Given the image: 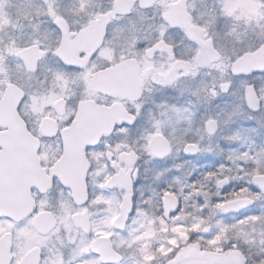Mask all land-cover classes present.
Returning a JSON list of instances; mask_svg holds the SVG:
<instances>
[{
	"label": "flooded vegetation",
	"instance_id": "flooded-vegetation-1",
	"mask_svg": "<svg viewBox=\"0 0 264 264\" xmlns=\"http://www.w3.org/2000/svg\"><path fill=\"white\" fill-rule=\"evenodd\" d=\"M141 1L16 0L12 10L6 5L0 10V54L4 34L11 33L18 45L6 88L13 85L22 91L17 112L37 141L13 143L12 149H24L20 153L25 161L30 155L28 148L31 154L36 148L43 171L38 179L51 184L45 191L31 188L33 206L25 218L0 217V264H168L194 244L209 251L204 237H190L187 244L177 245L189 230L187 225H174L185 208L174 180L176 175L189 174L190 167L225 163L226 99L212 102L213 116L208 118L191 100L179 101L170 88L195 70L204 72L220 63L223 55L216 40L196 21L200 14L192 7L194 0H186L184 8L188 27L201 29L196 40L188 36V28L173 23L183 21L173 18L174 7L183 0H155L149 6ZM4 2L0 0V6ZM51 8L56 14L50 13ZM252 32L264 35V25L254 24ZM220 35L222 45L239 54L231 76L240 83L241 100L233 107L231 122L256 138L264 134V126L244 116L264 112V72L236 75L233 67L244 55L256 53L264 41H252L251 33L236 37L226 29ZM243 40L253 43L245 49ZM203 46L220 57L205 68L199 63ZM225 84L228 92L231 88L230 83H223L222 94H226L222 91ZM249 86L259 97L257 113L246 105ZM51 96L54 99L50 101ZM101 110L107 111L105 117L100 116ZM210 121L218 126L215 134L207 131ZM75 123L80 124L75 133L79 138L84 132L102 133L96 143L84 149L85 161L76 149L65 154L64 136ZM155 127L160 132L150 137ZM7 132L0 128V134ZM155 137L167 143L169 153L165 156L152 153L150 144ZM204 137L219 140L217 159L198 160V140ZM178 145L182 151L173 160ZM188 146L195 148L193 156L186 154ZM11 160L9 169L16 173L17 151ZM171 176L174 179L168 184L165 178ZM82 178L86 192L81 191L75 200L63 182H80ZM168 193L178 199L180 210L167 219L163 201ZM129 196L132 211L120 229L115 223ZM202 221L206 224L204 218ZM157 228L165 236L162 243H154V238L159 240ZM6 235L11 238L3 239Z\"/></svg>",
	"mask_w": 264,
	"mask_h": 264
},
{
	"label": "rangeland",
	"instance_id": "rangeland-1",
	"mask_svg": "<svg viewBox=\"0 0 264 264\" xmlns=\"http://www.w3.org/2000/svg\"><path fill=\"white\" fill-rule=\"evenodd\" d=\"M15 1L16 0H5L4 4L0 6V10L5 5L6 9L12 10L14 8L13 5H16ZM193 5L194 6L192 7L195 8V11L200 14V18L196 21L201 23L213 39L216 40L219 45L218 47L221 48L220 53L223 55L222 60L220 63L212 66L204 72L195 70L191 77L181 79L178 84L170 88V91L173 92L174 96L176 95L179 101L191 100L190 104L192 103L197 106V108H199L198 110H201L202 113H204L203 116H208L209 118L211 115L213 116L212 102L218 99H226L225 101H230L232 105L236 107L238 102L241 100L240 83L236 82V80H234L231 76L232 64L239 54L235 48L232 47L231 49H227L224 45H222L223 43H221L222 38L220 31L226 29L227 31L232 32L235 29V36L241 38H243L246 32H248L249 34L251 33L252 41H258L260 44V42L264 41V35H255L251 28L254 24L264 25V3H262L261 0H194ZM50 13L56 14L53 8H51ZM62 13L63 11L61 9V15ZM235 25L236 28H234ZM6 30L9 31V28ZM9 35H11V33L4 34L5 37L1 40V47L3 48V51H1L2 54H0V96L3 94L4 89L10 82V69L17 56L16 48L18 45H15L13 38ZM243 42H246L244 45L245 49L247 47L249 48L253 43L251 42V44H248V40H243ZM226 82L231 84L230 91L227 95L222 94L220 91L221 85ZM261 90V95L264 100V83H262ZM167 91L168 90L165 89V92ZM53 99V96L49 98L50 101ZM244 119H247V121L261 123L264 126V112L255 116L245 115ZM231 121V115L228 117L226 116L223 125L224 130L229 126ZM156 132H160L159 127H155L151 130L150 137L156 134ZM180 136L184 137L185 135ZM198 143L200 145L198 160H205L206 158L217 159L219 157L220 152L216 149V145L219 143L218 139H208L207 137H204L199 138ZM176 148L177 149H175L171 155L173 160H175V158L181 154L180 151H182L181 146L178 145ZM236 165V162L230 159L220 165H210V167H190L189 174L183 173V179L176 175V179L174 180L176 182V189L184 201L185 208L182 215L176 220L174 225L176 227L181 226V224L184 226L187 225L186 228L189 230V233H187L183 239H180L179 242L176 241L178 246L187 244L190 237L199 239L204 237L205 241H208L210 233L215 231L219 226L223 225V222L220 220V208L225 201H228V198L225 195V190L232 184L235 176L234 168L237 170ZM176 168V171L184 172L181 170L182 167ZM257 174L261 173H255L250 178ZM192 176L195 177L193 180H190ZM221 180L228 181L225 188L218 187V183ZM197 181L199 182V185ZM242 197L246 196H240V198ZM255 200L257 204L259 200ZM203 218L206 224L203 223ZM234 219L237 221V218ZM246 224L247 227L244 226V228L237 225V229L234 231L235 234L224 239L218 247L221 249L222 247L228 245V243L230 244L232 242L231 244L235 245L239 249L231 250H238L242 252L239 247L241 242L239 241L240 238H238V236L240 233H243L242 230H245L246 234L243 235H246L250 240L252 239V241L254 240V245L258 250L264 251V218L257 220L249 219ZM153 227V231H155L157 224ZM157 230L159 233L158 228ZM180 234L181 233H179V235ZM219 234L220 232H218V235ZM157 237H159V240L154 238V243H158L159 241L162 243L161 237L165 238V236H162L160 233ZM213 239H218V236L214 235ZM150 243V240H147V244ZM165 258L166 257L163 256L160 261H165Z\"/></svg>",
	"mask_w": 264,
	"mask_h": 264
},
{
	"label": "water",
	"instance_id": "water-1",
	"mask_svg": "<svg viewBox=\"0 0 264 264\" xmlns=\"http://www.w3.org/2000/svg\"><path fill=\"white\" fill-rule=\"evenodd\" d=\"M155 0H142L141 4L143 6L151 5ZM186 0L181 1L174 7L173 18H182L183 21H174L175 25L184 26L188 28V36L194 39L195 36L198 37L201 29L195 27H188L185 18L187 15L185 13L184 3ZM203 52L199 56V63L205 68L211 62H218L220 57L212 50L203 46ZM25 53L21 54L23 57ZM253 72L262 73L264 72V45L256 51V53H249L238 59L233 67V73L236 75H250ZM229 85L225 84L222 86L223 93L228 92ZM21 97H23L22 91L18 87L10 85L6 89L5 95L0 100V127L7 128L9 131L6 134H0V145L3 151L0 152V216L9 217L14 220H20L25 218L30 209L33 206L31 200L30 190L32 187L38 189H48L50 183L41 182L38 179L40 175L43 174L42 169L39 166V161L36 156L37 150L33 148L32 154L31 149L28 148L30 155L25 157V161L22 160L21 147L17 149H12L13 143H33L37 141L29 135L26 130V125L22 118H20L17 108ZM245 101L249 111L257 113L260 111V101L259 97L253 86H249L245 91ZM107 111L101 110L100 116L105 117ZM80 124L75 123L69 133L64 136L65 143V154L73 152L75 149L80 151L82 156L84 149L88 145H93L102 135V133L96 135L93 133H82L80 138L75 133ZM84 126V125H82ZM207 131L209 134H215L218 130V126L214 121L207 122ZM76 144L74 147L73 145ZM150 149L156 156H165L169 153V147L162 137H155L150 144ZM17 151V172H11L10 167L13 164L11 160L12 153ZM186 154L193 156L196 150L193 146L186 147ZM85 156L82 157L84 159ZM67 156L65 157V159ZM228 181L221 180L218 183L219 188H225ZM63 185L69 188L73 193V198L78 200L80 198L81 191L86 192L85 179L82 181H64ZM113 185V184H111ZM46 187V188H44ZM252 187L255 191L264 195V175H256L252 178ZM131 189V185L127 187V190ZM130 200V203L129 201ZM255 202L252 199L241 198L226 202L221 207V213L227 216L230 213H239L248 207L254 206ZM131 196L126 199L123 204L122 213L116 221L117 228H122L125 226L131 211ZM164 214L168 219L171 215H174L180 210V203L178 199L173 194H166L163 201ZM10 236H5L3 239H9ZM168 264H247V259L238 250H232L224 253L210 252L201 250L198 244H194L187 249H183L181 253ZM264 264V263H263Z\"/></svg>",
	"mask_w": 264,
	"mask_h": 264
},
{
	"label": "trees",
	"instance_id": "trees-1",
	"mask_svg": "<svg viewBox=\"0 0 264 264\" xmlns=\"http://www.w3.org/2000/svg\"><path fill=\"white\" fill-rule=\"evenodd\" d=\"M234 28H236V26ZM231 33L235 36V29ZM245 35H249V33L246 32ZM233 107L234 106L232 105V103L228 101L225 102V115L227 117L233 114ZM246 133L247 132H241L239 128L234 124V122H231L226 130V139L228 142L223 149L225 160H234L237 164V170L234 168L235 176L233 178L231 186H229L225 190V195L228 200H232L240 196H246L258 199L259 202L255 205V207H253V209L249 208L239 215L232 214L228 217H220L223 225L219 226L215 231L210 233L209 240L204 241L203 243L207 249L213 252L239 249L235 245L231 244L232 242L230 244L228 243V245L222 247L221 249L218 246L224 239L229 238L231 235L235 234L234 231H236L237 225H240L242 228H244V226L247 227L246 223L249 221V219L257 220L260 218H264V198L260 194L254 192L250 186V177L253 174H264V134L260 136L258 135L255 138L252 133ZM194 177L195 176H192L191 180H193ZM171 179L173 180L174 178L172 176L169 178H165L168 184L169 182H172ZM234 218H237L238 223ZM218 232H220L219 235ZM242 232L243 233H240V237L238 236V238H240L239 241L241 242V245H239V247L242 250L243 254L248 258L250 263H264V251L258 250L254 245L255 241H252V239L250 240L246 235H243L246 234L245 230H242ZM214 235L218 236V239H213Z\"/></svg>",
	"mask_w": 264,
	"mask_h": 264
}]
</instances>
